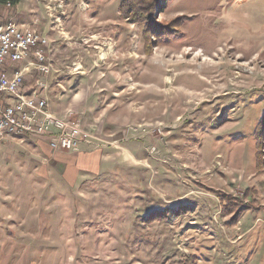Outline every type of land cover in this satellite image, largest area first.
<instances>
[{
    "label": "rangeland",
    "instance_id": "374dc122",
    "mask_svg": "<svg viewBox=\"0 0 264 264\" xmlns=\"http://www.w3.org/2000/svg\"><path fill=\"white\" fill-rule=\"evenodd\" d=\"M121 1L0 5L48 39L25 88L97 137L0 142V264H264V0Z\"/></svg>",
    "mask_w": 264,
    "mask_h": 264
},
{
    "label": "built area",
    "instance_id": "2783aa9c",
    "mask_svg": "<svg viewBox=\"0 0 264 264\" xmlns=\"http://www.w3.org/2000/svg\"><path fill=\"white\" fill-rule=\"evenodd\" d=\"M47 47L41 32L0 19V142L38 136L46 138L52 151L75 152L97 137L50 110L42 93L47 83L38 81L32 91L25 88L27 74L49 73Z\"/></svg>",
    "mask_w": 264,
    "mask_h": 264
},
{
    "label": "trees",
    "instance_id": "16d2710c",
    "mask_svg": "<svg viewBox=\"0 0 264 264\" xmlns=\"http://www.w3.org/2000/svg\"><path fill=\"white\" fill-rule=\"evenodd\" d=\"M20 2L21 0H0V5L15 7ZM153 4L154 3L149 0H122L120 4V11L127 19H132L138 22H147V18L150 15L151 6Z\"/></svg>",
    "mask_w": 264,
    "mask_h": 264
},
{
    "label": "crops",
    "instance_id": "0c3cea01",
    "mask_svg": "<svg viewBox=\"0 0 264 264\" xmlns=\"http://www.w3.org/2000/svg\"><path fill=\"white\" fill-rule=\"evenodd\" d=\"M16 7H17V6H16ZM47 102H48V101H47ZM53 113H55L57 116L61 117V115H59V113L54 112V111H53ZM61 118H66V116L64 115V117H61ZM97 147H98V146H97ZM97 147H93V148H97ZM88 148H89L88 145H83L79 151L82 152V150H87ZM93 148H92V149H93ZM92 149H90V150H92ZM121 149H122L123 151L125 150L124 147H122ZM95 150H97V149H93L92 151H95ZM53 152H54V151H53ZM88 154H90V155H88ZM91 155H93V154H91V153H87V154H85V153H80V154L78 155V157L80 158L81 161H87V160L89 159V156H91ZM129 158H130V157H129Z\"/></svg>",
    "mask_w": 264,
    "mask_h": 264
},
{
    "label": "bare ground",
    "instance_id": "6f19581e",
    "mask_svg": "<svg viewBox=\"0 0 264 264\" xmlns=\"http://www.w3.org/2000/svg\"><path fill=\"white\" fill-rule=\"evenodd\" d=\"M14 27H17V26L14 24Z\"/></svg>",
    "mask_w": 264,
    "mask_h": 264
}]
</instances>
